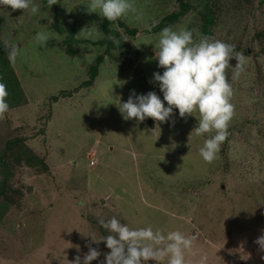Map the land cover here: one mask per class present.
<instances>
[{"label": "rangeland", "instance_id": "obj_1", "mask_svg": "<svg viewBox=\"0 0 264 264\" xmlns=\"http://www.w3.org/2000/svg\"><path fill=\"white\" fill-rule=\"evenodd\" d=\"M183 1L184 14L159 26L163 16L180 10L178 0H134L141 17L111 21L120 43L106 52L98 42L103 17L88 12L86 0H58L51 8L36 0L41 9L35 15L0 8V40L19 50L11 64L23 92L22 101L0 117V152L6 148L0 264H71L87 251L89 238L81 232L106 235L98 221L114 215L131 227L194 236L188 264H197L202 253L207 264H264L254 242L264 234V0ZM165 26L225 41L245 57L239 78L233 79L234 58L225 69L234 116L211 163L198 151L208 134L191 132L198 113L180 117L174 110V122H136L122 119L112 101L127 100L131 89L162 96L150 82L163 69L148 41L155 43ZM70 28L81 40L74 55L62 43ZM37 30L60 40L38 45ZM98 53L104 56L98 74L82 85ZM16 140L36 159L16 158V149H7ZM99 247L108 251L103 241Z\"/></svg>", "mask_w": 264, "mask_h": 264}, {"label": "clouds", "instance_id": "obj_2", "mask_svg": "<svg viewBox=\"0 0 264 264\" xmlns=\"http://www.w3.org/2000/svg\"><path fill=\"white\" fill-rule=\"evenodd\" d=\"M57 2L47 0L46 6L51 8ZM84 4L88 12H95L108 21H117L129 14L139 19L142 15L134 0H86ZM9 6L13 11L27 10L31 15L41 9V4L36 0H0V8L8 9ZM46 18L48 24L53 23L51 16ZM50 38L59 41L60 35L41 30L34 34L38 45H45ZM112 39L115 44L120 43L118 37ZM148 42L154 46L157 67L163 69L162 72H153L150 82L158 84L162 96L155 90L137 93L131 89L127 100L122 101L118 97L112 101L122 119H134L136 122L149 117L161 123L174 122V110H178L180 117L195 116L198 113V122L191 132L197 137L208 134L198 151L205 162H213L218 158L221 145L228 136L229 122L235 109L231 102L233 88L225 69L234 58L233 79L239 78L245 70V57L234 51V45L225 41L207 35L194 38L193 30L188 28L165 26L160 29L155 43ZM0 47L6 51L9 62H15L19 54L17 46L4 40L0 42ZM7 96L6 85L0 81V117L9 110ZM98 223L107 234L96 238L80 231L89 238L85 241L87 251L83 256L76 255L71 264H91L93 260L97 264H188L186 255H195L194 236L185 235L180 230L164 232L150 225L131 227L115 215L106 220L101 218ZM101 241L108 251L104 252L99 247ZM254 242L264 253V234ZM93 244L96 246L93 247ZM207 260V254L202 253L197 264H207Z\"/></svg>", "mask_w": 264, "mask_h": 264}, {"label": "trees", "instance_id": "obj_3", "mask_svg": "<svg viewBox=\"0 0 264 264\" xmlns=\"http://www.w3.org/2000/svg\"><path fill=\"white\" fill-rule=\"evenodd\" d=\"M178 2H179L180 10L177 12L168 13L167 15L163 16L161 18V20L159 21V26H161L164 22H172L175 19H177L178 16L184 14V10L186 7L185 3L183 0H178ZM110 22L111 21H108L105 18H102L101 23H100L102 31H103V37L98 42L101 44H103V43L106 44L105 52L108 51V49L116 46V44L113 42V39H112L113 35H116V32L112 31L109 28L108 25ZM205 22L207 23V25L212 22V18L209 16V14H206ZM118 24L121 26H124V22H122V21H118ZM59 29L62 30L61 27H59ZM126 29L131 34H134L137 31L136 28L126 27ZM207 30H208V27L206 28V26H205L202 33L206 34ZM68 32L70 34L68 33V35L65 36V38L62 41V43L64 44V51L70 55H74V54H76V52L78 50V43L81 42V40L76 38V31L73 28H70ZM0 42H1V40H0ZM73 45H75V46H73ZM103 57L104 56L102 53H100V54L98 53L96 55L94 62L89 66L88 78H86L82 81V85L92 84L93 80L95 79V77L98 74V67H99L100 63L103 61ZM0 81H3L5 83L7 91H8V96H10V98H12L14 100V102L9 104V105L10 106L17 105V102L22 99V94H23L22 87L20 86L19 79H18L17 75L15 74V72L13 71V67L7 58L6 51L2 47H0ZM8 103H9V101H8ZM12 104H14V105H12ZM17 141H19V140H16L14 142L10 141L9 143H7V149L9 148L11 150L13 147L16 149V153H17L16 158L23 157L25 159L26 163H31L32 159H36V157L33 156L32 152L30 151V149L26 145H24L22 142L18 143ZM5 151H6V148H3L2 151L0 152V165H1V167L2 166L4 167V165H5V163H4ZM1 183H2V180L0 178V186H1ZM0 193H1V188H0ZM0 210H1V208H0ZM3 210H4V208H3Z\"/></svg>", "mask_w": 264, "mask_h": 264}, {"label": "water", "instance_id": "obj_4", "mask_svg": "<svg viewBox=\"0 0 264 264\" xmlns=\"http://www.w3.org/2000/svg\"><path fill=\"white\" fill-rule=\"evenodd\" d=\"M148 125H149V126H152V119H149V120H148Z\"/></svg>", "mask_w": 264, "mask_h": 264}]
</instances>
